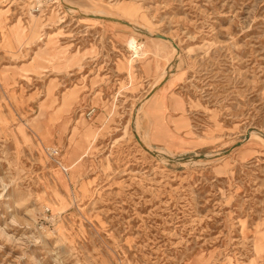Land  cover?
Here are the masks:
<instances>
[{
  "label": "rangeland",
  "instance_id": "374dc122",
  "mask_svg": "<svg viewBox=\"0 0 264 264\" xmlns=\"http://www.w3.org/2000/svg\"><path fill=\"white\" fill-rule=\"evenodd\" d=\"M59 2L0 0V264H264V0Z\"/></svg>",
  "mask_w": 264,
  "mask_h": 264
},
{
  "label": "bare ground",
  "instance_id": "6f19581e",
  "mask_svg": "<svg viewBox=\"0 0 264 264\" xmlns=\"http://www.w3.org/2000/svg\"><path fill=\"white\" fill-rule=\"evenodd\" d=\"M67 0H60V2L59 3H61L62 5H64V6H66L70 11H72V12H76L77 10H78V8H76V7H73V6H71V5H69V4H67L68 2H66ZM93 18H96V19H102V20H106V21H110L111 23H118V24H120V25H122L121 23H119L118 21H120V20H116V19H113V18H107L106 16H99V15H97V16H92ZM112 20H116V21H112ZM125 26V25H124ZM125 27H129V28H132L131 27V25L129 24L128 26H125ZM146 35H149V34H146ZM163 37V36H162ZM166 38V37H165ZM161 40V39H160ZM162 41H164L165 43H169L170 45H172V47H173V51H174V53H175V55H177L178 54V46L177 45H175L174 44V42H173V40L171 39V40H169V39H167V40H162ZM130 46H134V45H136L135 44V42H134V40H131L130 42ZM165 75H166V72L164 73ZM165 79V78H164ZM163 78H162V80H164ZM142 142V141H141ZM142 144H143V142H142ZM145 146V145H144ZM144 149V148H143ZM157 156V155H156ZM158 158V157H157Z\"/></svg>",
  "mask_w": 264,
  "mask_h": 264
},
{
  "label": "water",
  "instance_id": "95a60500",
  "mask_svg": "<svg viewBox=\"0 0 264 264\" xmlns=\"http://www.w3.org/2000/svg\"><path fill=\"white\" fill-rule=\"evenodd\" d=\"M112 21H116V20H112ZM119 23H121L122 25L128 26V23H125L123 21H118ZM156 39H161V40H167V38L162 37V36H155Z\"/></svg>",
  "mask_w": 264,
  "mask_h": 264
},
{
  "label": "built area",
  "instance_id": "2783aa9c",
  "mask_svg": "<svg viewBox=\"0 0 264 264\" xmlns=\"http://www.w3.org/2000/svg\"><path fill=\"white\" fill-rule=\"evenodd\" d=\"M38 8H39V6H38ZM38 10H40V9H38ZM54 155L56 156V155H58V153H57V152H55V153H53V156H54Z\"/></svg>",
  "mask_w": 264,
  "mask_h": 264
}]
</instances>
